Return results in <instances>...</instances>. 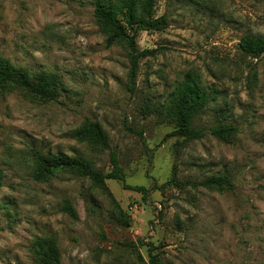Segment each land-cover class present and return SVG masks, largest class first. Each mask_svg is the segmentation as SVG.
Wrapping results in <instances>:
<instances>
[{
  "label": "rangeland",
  "instance_id": "374dc122",
  "mask_svg": "<svg viewBox=\"0 0 264 264\" xmlns=\"http://www.w3.org/2000/svg\"><path fill=\"white\" fill-rule=\"evenodd\" d=\"M94 1L0 0V55L59 82L53 102L0 91V264H41L32 246L43 238L60 264H146L149 248L162 264H264V56L238 48L244 36L264 39V0H155L166 27L138 33L137 50L152 53L138 60L132 89L129 53L107 45ZM186 77L208 99L192 141L168 135ZM85 120L100 125L107 149L74 138ZM219 127L235 132L222 141L209 134ZM34 152L83 157L103 175L113 153L145 197L109 179L110 198L69 171L36 182ZM218 176L233 188L170 182Z\"/></svg>",
  "mask_w": 264,
  "mask_h": 264
},
{
  "label": "trees",
  "instance_id": "16d2710c",
  "mask_svg": "<svg viewBox=\"0 0 264 264\" xmlns=\"http://www.w3.org/2000/svg\"><path fill=\"white\" fill-rule=\"evenodd\" d=\"M155 0H95L93 16L100 31L106 37L107 45L121 44L129 53V85L135 86L137 63L140 58L150 55L151 50L138 51L136 38L141 31H161L166 27L165 17H155ZM239 50L248 56H264V39L256 35H247L240 39ZM8 86L19 88L41 102H53L59 94V82L53 73H39L31 76L25 69L15 68L0 55V91ZM207 95L202 92L196 82L186 77L177 88L174 101L170 108L175 129L169 136L183 138L186 141L201 138L202 133L192 127L194 116L202 109L207 101ZM235 132L233 127H219L209 132L210 135L225 141ZM74 138L93 147L107 149V136L98 123L85 120L75 131ZM111 170L103 175L95 169L91 162L83 157H69L62 154L44 156L34 152L32 154V177L36 182H46L54 174L69 171L87 178L93 185L112 197L105 180H117L123 189L143 194L145 189L140 186L125 184L124 175L113 153H110ZM3 182V173L0 170V188ZM171 183L183 188H211L217 191L231 190L233 185L227 176L208 178L201 182L180 183L175 178ZM65 211L72 217L75 213L68 202H65ZM141 245L142 241H139ZM131 247H134L131 244ZM32 251L41 264H60L59 251L52 238L36 239ZM146 264H162L158 254L153 249L147 251Z\"/></svg>",
  "mask_w": 264,
  "mask_h": 264
}]
</instances>
